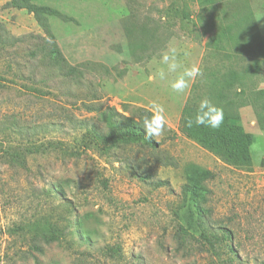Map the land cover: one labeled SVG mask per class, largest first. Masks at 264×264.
I'll use <instances>...</instances> for the list:
<instances>
[{
	"label": "rangeland",
	"instance_id": "1",
	"mask_svg": "<svg viewBox=\"0 0 264 264\" xmlns=\"http://www.w3.org/2000/svg\"><path fill=\"white\" fill-rule=\"evenodd\" d=\"M8 1L0 0V25L21 41L0 43V264H264V100L257 97L264 89L257 42L264 45V0L220 1L200 22L195 0H133L131 8L125 0H33L73 19L49 20L70 66L109 69L81 85L31 62L28 53L45 35ZM174 8L187 19L169 15ZM129 15L157 34L140 61L128 52ZM221 21L233 25V41L207 48ZM170 45L184 66L203 73L179 96L168 87L174 74L150 79ZM228 69L241 75L224 107L252 138L248 171L179 132L192 86L202 90L212 73ZM153 103L167 119L155 149L128 144L103 155L88 144L83 126L96 123L97 112L113 108L142 126ZM190 167L214 179L191 183L190 192ZM46 225L62 231L59 241L43 240Z\"/></svg>",
	"mask_w": 264,
	"mask_h": 264
},
{
	"label": "trees",
	"instance_id": "2",
	"mask_svg": "<svg viewBox=\"0 0 264 264\" xmlns=\"http://www.w3.org/2000/svg\"><path fill=\"white\" fill-rule=\"evenodd\" d=\"M127 6H130L133 0H125ZM198 7V21L200 22L205 13H215L216 5L220 1L228 0H195ZM7 8L15 10H24L31 14L37 25L43 31L45 37L39 42L33 44L32 50L28 53V57L32 63H40V67L53 69L59 72V75L64 79L81 85L87 81V77L94 74L110 75L109 69L100 64L86 62L76 66H70L59 49L54 35L51 33L49 20L51 18L59 19L63 22H72L73 19L59 12L58 10L46 6L38 5L33 0H9L6 4ZM174 15H180L182 20H186L188 15L182 9L179 11L168 10ZM130 16V15H129ZM129 21V22H128ZM218 24L214 35H212L206 43L207 48L221 50L224 42H232L233 35L231 31L233 25L230 23ZM124 35L128 40V52L136 61L145 58L143 52L158 42L157 34L149 32L144 27H140L133 15L128 17L123 22ZM21 39H14L6 33L4 27L0 25V43L2 46H13L20 42ZM260 51V65L264 61V45L260 37H258ZM148 58V57H146ZM253 66V65H252ZM258 65L256 72H258ZM213 77L208 85H204L202 90L198 84H194L190 91V97L185 103L181 111L179 121V132L188 140L197 144L199 147L214 155L224 164L242 171L251 169L252 160L249 147L252 144V138L244 132L240 123L234 120L225 110L224 104L227 93L234 88L241 79L239 72L228 69L219 75L211 74ZM259 100H264V89L257 93ZM208 98L213 101L218 107L224 110V122L222 126L213 130L203 126H186L188 117L195 114L199 101ZM96 112V111H94ZM85 138L88 144L95 148L99 153L108 155L112 150L122 145H142L151 149H155L156 143L153 138L148 139L143 132L141 123H137L131 118H126L117 113L113 108H106L103 111L97 112V122L91 125L83 126ZM214 179V174L210 171L200 169L198 167H190L187 173L186 188L190 192L194 191L191 183H202ZM224 231V229H223ZM223 239L230 240L227 231L222 232ZM46 243L59 241L62 236V231L55 226L46 225L42 229L41 234Z\"/></svg>",
	"mask_w": 264,
	"mask_h": 264
},
{
	"label": "clouds",
	"instance_id": "3",
	"mask_svg": "<svg viewBox=\"0 0 264 264\" xmlns=\"http://www.w3.org/2000/svg\"><path fill=\"white\" fill-rule=\"evenodd\" d=\"M260 18L258 17V20ZM180 49L175 45H170L164 51L159 60L163 67L150 77L152 80H165L169 74H174V78L168 81L170 91L176 95H183L190 88L192 82L197 77L202 76V70L197 65L184 66L179 59ZM151 115H144L141 118L144 135L151 139L161 136L166 128L167 119L163 106L153 103ZM224 122V110L218 107L212 100L204 98L199 101L194 115L186 120V126L191 128L203 126L213 130L219 129Z\"/></svg>",
	"mask_w": 264,
	"mask_h": 264
},
{
	"label": "crops",
	"instance_id": "4",
	"mask_svg": "<svg viewBox=\"0 0 264 264\" xmlns=\"http://www.w3.org/2000/svg\"><path fill=\"white\" fill-rule=\"evenodd\" d=\"M228 1H233V0H228ZM246 1V0H245ZM263 43V42H262Z\"/></svg>",
	"mask_w": 264,
	"mask_h": 264
}]
</instances>
